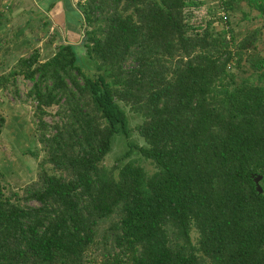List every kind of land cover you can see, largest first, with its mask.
<instances>
[{
	"label": "trees",
	"instance_id": "16d2710c",
	"mask_svg": "<svg viewBox=\"0 0 264 264\" xmlns=\"http://www.w3.org/2000/svg\"><path fill=\"white\" fill-rule=\"evenodd\" d=\"M214 1L227 29L203 0H84L80 44L0 76L33 83L46 152L22 192L0 178V264H264V84L231 71L264 56L230 19L264 0Z\"/></svg>",
	"mask_w": 264,
	"mask_h": 264
},
{
	"label": "rangeland",
	"instance_id": "374dc122",
	"mask_svg": "<svg viewBox=\"0 0 264 264\" xmlns=\"http://www.w3.org/2000/svg\"><path fill=\"white\" fill-rule=\"evenodd\" d=\"M203 2V5L196 8L197 12L194 15V20L203 26H206L209 21H214L215 27L219 31L227 29L229 24L223 18H220L222 13L220 14V10L217 8L216 3L218 1L203 0ZM242 7L247 8L245 2H243ZM252 12L257 13L252 21H245L239 13H231V25L234 27L233 34L239 40L250 32L253 25L261 26L260 38L256 39L257 47L254 54L264 56V14L258 15V10L256 9H253ZM48 48L45 47L42 50V54L41 52L38 53L39 60L43 61L45 58L51 57L54 49ZM35 51H37L35 48L31 50L25 49L24 53H28L26 55L28 57ZM21 58L23 57L18 54V56L9 58L8 63L0 62V76H8L11 71L18 69V61ZM250 66L251 63L244 62L241 66L237 67L235 65L231 71L236 74L238 81L249 77V74L253 73L251 76L253 78L252 81L264 84V78L259 79L257 76V73L264 71V68L254 74ZM32 85L33 83L30 80L26 79L22 74H18L14 83L13 76H10L8 87H0V116L3 115L6 119L0 140V178L5 185L6 192L10 190L22 192L28 183L35 180L40 169V161L46 154L37 139L38 120L34 112L35 102L28 96V91ZM52 110L54 112L55 108ZM128 113L132 138L142 144L143 141L135 130L140 118L130 112ZM56 119L57 117L54 114L46 116V120L50 123ZM124 148V142L117 137L111 153L105 160V164L111 166L115 157L119 156ZM139 162L148 169L152 168L149 161L140 159Z\"/></svg>",
	"mask_w": 264,
	"mask_h": 264
},
{
	"label": "crops",
	"instance_id": "0c3cea01",
	"mask_svg": "<svg viewBox=\"0 0 264 264\" xmlns=\"http://www.w3.org/2000/svg\"><path fill=\"white\" fill-rule=\"evenodd\" d=\"M83 2L84 0H0V62L8 63L9 58L18 54L24 58L28 55L24 53L25 49L35 48L42 54V50L49 47L54 49L52 57L62 43L80 44L86 30L84 16L79 8V4ZM242 10L234 12L241 16L248 12V8L242 7ZM252 10L249 13L256 16L257 13ZM252 27L250 31L256 33L258 40L261 26Z\"/></svg>",
	"mask_w": 264,
	"mask_h": 264
}]
</instances>
